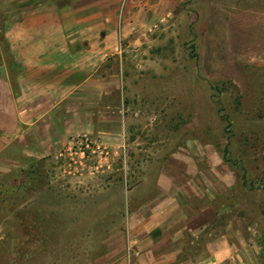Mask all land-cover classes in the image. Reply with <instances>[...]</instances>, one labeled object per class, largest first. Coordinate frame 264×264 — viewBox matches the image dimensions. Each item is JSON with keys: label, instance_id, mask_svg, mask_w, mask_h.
Here are the masks:
<instances>
[{"label": "rangeland", "instance_id": "1", "mask_svg": "<svg viewBox=\"0 0 264 264\" xmlns=\"http://www.w3.org/2000/svg\"><path fill=\"white\" fill-rule=\"evenodd\" d=\"M189 15L178 33L171 16L161 34L151 31L158 46L123 52L126 62L113 67L122 70L121 91L108 99L119 109L97 117L108 129L77 131L55 153L0 172V264H116L129 249L128 223L135 232L146 203L164 195L197 215L192 225L204 224L174 244L179 261L191 264L187 255L225 234V264H264V66L235 65L219 25L203 42L205 20ZM11 20L0 12L5 61L1 34ZM78 134L103 152L66 159ZM162 162L184 182L179 192L170 181L156 185Z\"/></svg>", "mask_w": 264, "mask_h": 264}, {"label": "crops", "instance_id": "2", "mask_svg": "<svg viewBox=\"0 0 264 264\" xmlns=\"http://www.w3.org/2000/svg\"><path fill=\"white\" fill-rule=\"evenodd\" d=\"M62 1L10 0L17 4L0 7L12 18L1 34L9 60L0 57V172L55 153L77 131L108 129L97 117L119 109L108 100L121 91L123 73L113 67L126 62L122 55L131 47L145 53L158 46V37L149 34H161L159 26L169 16L178 33L180 21L197 13L205 20L203 42L219 25V42L235 65L264 66V0ZM176 32L171 30L173 36ZM13 149L20 158L11 155ZM166 164L161 163L156 185L162 182L164 188L170 181L179 192L184 182ZM167 170L170 179L164 177ZM160 199L146 203L148 211L135 232L128 223L129 249L115 257L116 264L189 263L179 261L184 253L174 244L184 231L204 224L192 225L197 215L182 213L177 197ZM207 247L186 258L194 259L191 264H225L230 257L225 234Z\"/></svg>", "mask_w": 264, "mask_h": 264}, {"label": "built area", "instance_id": "3", "mask_svg": "<svg viewBox=\"0 0 264 264\" xmlns=\"http://www.w3.org/2000/svg\"><path fill=\"white\" fill-rule=\"evenodd\" d=\"M70 150L65 153L66 159L73 160L74 157L79 159H89L90 156L103 152L102 146L96 139L87 135H74L70 141ZM66 150L68 148H65ZM56 157H65L64 153L59 150ZM81 163V160L79 161Z\"/></svg>", "mask_w": 264, "mask_h": 264}]
</instances>
